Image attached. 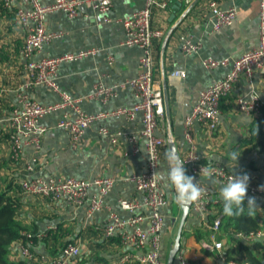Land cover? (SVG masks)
<instances>
[{
  "label": "crops",
  "instance_id": "0c3cea01",
  "mask_svg": "<svg viewBox=\"0 0 264 264\" xmlns=\"http://www.w3.org/2000/svg\"><path fill=\"white\" fill-rule=\"evenodd\" d=\"M54 1L39 0L44 5ZM193 1L157 0V4L151 8L150 26L162 32V36L155 39L152 46L154 83L161 91L163 106L155 135L165 140L157 172L166 171L168 167L165 159L168 134L181 160H184L188 145L183 137V119L197 101L199 93L212 80L222 78L229 69L218 67L209 70L202 66V61L207 58L231 61L257 46L258 0H199L164 43L168 30ZM210 1H214L221 10L235 9V21L215 30L208 9ZM144 4L145 0H111L108 12L101 14L83 3L73 18L67 17L62 11L50 12L44 17L43 25L47 32L58 36L45 43L32 59L77 54L93 49L95 53L92 55L59 64L55 75L58 89L78 100L81 110L88 114H110L118 109L132 108L139 99L135 97L129 81L140 71L141 51L135 46L122 45L125 38L122 21L127 15L142 9ZM17 6L6 9L0 3V192L6 191L9 196L18 199L17 220L24 227L35 229L37 237L31 242V250L36 257H43L49 263L59 255L61 247L71 243L78 247L79 256L68 264H119L118 259L122 254H132L135 250L121 238L120 232L106 238L103 227L111 214L122 220L129 219L130 214L118 205L120 198L140 203L143 201V194L129 180L132 175L144 171L147 165L144 139L141 136L142 113L136 111L131 118L107 115L90 124L79 141L73 144L68 131L57 127L62 113L68 110H55L40 121L46 128L40 148L35 150L30 145H24L19 157L12 159L9 150V117L12 109L18 106L19 96L26 95L41 105L61 101L60 96L46 85L33 84L26 73L25 64L28 60L22 54L25 32L16 20L14 9ZM186 39L197 44L195 51L184 53L181 50ZM178 70L185 73L184 78L172 74ZM98 84L111 88L113 94L103 101L101 96L93 93ZM163 84L166 90V112ZM252 91L264 105L262 70L254 72L252 83L240 78L231 93L220 100L218 124L213 132L195 124L191 137L201 164L207 165L211 157L212 164L224 167L227 172L247 175L252 181L264 184V153L247 142L254 126L253 118L239 112L236 107L237 99L249 100ZM99 129L106 130V133L101 134ZM131 136L137 140L138 152L134 154L130 153ZM232 151L240 154L234 166H230L228 160ZM185 170L189 175L187 167ZM103 177L113 178L114 186L103 200L102 207L93 212L88 210V200L80 205L65 199L51 201L42 196L26 194L19 186L23 180L36 178L92 181ZM194 179L195 183L210 189L207 205L209 213L201 217L190 208L178 254L196 264H246L243 253L227 244V235L222 229L216 237L222 243V250L212 249L208 218L224 215L219 195L222 183L215 179L217 183L213 184L203 176ZM160 183L167 198V205L161 208L163 222L160 233L161 251L165 256L175 235L180 206L175 202L174 190L164 182ZM93 195L95 189L90 188L87 199ZM249 197L256 201L255 216L264 221V197L247 194L246 200ZM140 213L146 219L139 227L147 229L148 209L144 207ZM129 231L126 229V233ZM262 239H259L260 242ZM20 246L19 241L10 246L9 261L24 260Z\"/></svg>",
  "mask_w": 264,
  "mask_h": 264
},
{
  "label": "built area",
  "instance_id": "2783aa9c",
  "mask_svg": "<svg viewBox=\"0 0 264 264\" xmlns=\"http://www.w3.org/2000/svg\"><path fill=\"white\" fill-rule=\"evenodd\" d=\"M0 3L6 9L19 5L14 9V12L20 28L25 32L22 54L28 60L25 64V70L31 82L46 85L61 98L59 103L41 105L29 99L26 95L19 96L18 106L12 109L9 117L11 123L9 130L11 158L17 159L24 145H30L35 150L40 148L41 138L46 131L40 121L55 110L65 108L68 110L62 113L57 127L68 131L73 144L79 141L90 124L105 118L107 115H124L126 118H131L136 111H140L142 113L141 136L144 139L147 165L144 171L132 175L129 180L143 194V201L140 203L135 200L120 198L118 200L119 207L121 210L128 212L130 217L128 220H122L111 214L109 221L103 227V235L109 239L120 232L121 238L135 250L132 254H122L118 259L119 264H164L165 256L162 254L160 244L163 222L161 208L167 205V198L161 190L160 180L153 177L154 173L157 172L161 149L165 145V140L155 135L158 120L163 114L162 94L154 83L155 62L152 51L154 40L160 38L162 32L150 26L151 8L157 4V0H145L142 9L132 12L122 21L125 34L122 45L135 46L141 51L139 58L140 71L134 79L129 81V85L139 102L132 108L118 109L110 114H88L83 112L79 106V101L61 92L55 81L56 70L60 63L92 55L95 50H85L77 54H64L57 57L32 58L34 54L42 50L45 43L58 36L45 30L43 20L46 14L53 11H62L67 17L73 18L78 7L83 3L90 5L101 14H106L111 7V0H55L47 5L41 4L39 0H0ZM208 9L215 30L231 25L236 19L235 9L221 10L214 1L208 3ZM196 48L197 44L189 39L184 40L181 46L184 53L195 51ZM109 61H111V58H109ZM202 66L209 70L218 67H228L229 69L222 78L212 80L209 86L199 93L197 101L183 119V137L188 145L183 162L194 178L201 177V169L204 165L200 163V158L194 149L191 137L192 128L195 124H199L208 131L213 132L218 124L220 100L231 93L240 78L252 83L256 70L264 72V0H258L257 46L231 61L225 59L215 60L213 58L204 59ZM172 74L181 78L185 77V73L179 70L174 71ZM93 93L96 96H101L104 101L113 94V90L98 84ZM261 104L254 91H252L249 100L238 98L236 101L237 110L252 118L259 116ZM99 132L105 134L106 130L99 129ZM136 141L135 136L130 137L131 154L138 152ZM127 155L125 154V156ZM32 161H35V159ZM213 165L216 168L214 177L222 184H226L230 176H242L231 174L218 164ZM19 186L26 194L42 196L51 201L65 199L73 204L80 205L88 200V210L93 212L102 207L103 200L114 186V179L103 177L92 181H84L74 178H36L23 180ZM90 188L95 189V195L87 199ZM204 188L206 189V195L198 203L191 205V208L201 217H205L209 213L207 205L211 195L210 189ZM247 194L264 197V184L256 183L249 178ZM144 207L149 212L147 217L149 227L147 229L139 227L146 219L140 213V210ZM221 219L222 216L219 214L208 218L210 239L213 241L212 249L219 251L222 250V243L217 241L216 237L220 231ZM126 229H130L129 233H126ZM236 236L243 238L240 234ZM262 238L263 233L258 231L250 233L247 238L244 237L243 239L261 240ZM20 253L23 259L35 264H68L78 258L79 249L68 243L61 248L59 255L49 263H46L43 257H36L28 245H21ZM221 257L222 260L225 259L222 254ZM174 264L196 263L189 262L182 255L177 254ZM229 264L236 263L229 262Z\"/></svg>",
  "mask_w": 264,
  "mask_h": 264
},
{
  "label": "trees",
  "instance_id": "16d2710c",
  "mask_svg": "<svg viewBox=\"0 0 264 264\" xmlns=\"http://www.w3.org/2000/svg\"><path fill=\"white\" fill-rule=\"evenodd\" d=\"M254 126L247 142L260 152L264 153V105L261 104L259 116L253 118ZM247 200L245 198L244 206ZM19 206L18 199L9 196L6 191L0 192V264H32L27 260L11 262L8 260L10 246L19 241L21 245L31 244L36 239V231L30 227H24L16 218V212ZM227 235V244L235 246L243 253L248 264H263L264 262V221L262 219L247 216L228 217L223 215L221 226ZM261 231L263 239L261 242L245 240L250 233ZM240 234L243 238L236 235ZM32 242V243H31ZM66 245V244H65ZM228 246V245H227ZM62 248V247H61ZM33 251V250H31ZM230 259V258H229Z\"/></svg>",
  "mask_w": 264,
  "mask_h": 264
},
{
  "label": "clouds",
  "instance_id": "9594fccd",
  "mask_svg": "<svg viewBox=\"0 0 264 264\" xmlns=\"http://www.w3.org/2000/svg\"><path fill=\"white\" fill-rule=\"evenodd\" d=\"M239 155L236 151L229 153L230 166L235 165ZM165 159L168 164L167 170L155 172L153 177L174 190L177 205L187 208L193 203H198L206 195V189L200 183H194V177L186 174L185 163L181 160L177 150L174 147L169 148L165 152ZM212 159L210 157L209 163L202 167L201 176L215 184L217 183L214 177L216 168L211 163ZM248 180L247 175L230 176L226 184L220 185L219 195L223 202L222 211L225 216L241 217L246 214L249 217H255L257 213L255 198L249 197L247 208L244 206Z\"/></svg>",
  "mask_w": 264,
  "mask_h": 264
},
{
  "label": "water",
  "instance_id": "95a60500",
  "mask_svg": "<svg viewBox=\"0 0 264 264\" xmlns=\"http://www.w3.org/2000/svg\"><path fill=\"white\" fill-rule=\"evenodd\" d=\"M199 0H194L188 7L187 9L183 12L181 18L179 20H177L172 26L171 28L168 30V32L166 33L165 35V38H164V43L166 42V40L168 39L170 33L172 32V30L175 28V26L180 22V20L185 16V14L198 2ZM178 5V4H177ZM162 93H163V101H164V105H165V112L167 111L166 109V90H165V87H164V84H163V87H162ZM166 143H167V146H168V149L169 148H172L174 146V143L172 141V138L170 136V134L167 135L166 137ZM189 176H192L194 177L192 174H189ZM194 183H195V179H194ZM190 208H191V205L187 208L185 207H181L180 206V214H179V217H178V221H177V227H176V231H175V235H174V238H173V241L167 251V254H166V257H165V263L164 264H174V261H175V257L176 255L178 254L179 252V248H180V240H181V235H182V231H183V228H184V225H185V222H186V219L189 215V212H190ZM260 242V240H258ZM264 264V262H263Z\"/></svg>",
  "mask_w": 264,
  "mask_h": 264
},
{
  "label": "rangeland",
  "instance_id": "374dc122",
  "mask_svg": "<svg viewBox=\"0 0 264 264\" xmlns=\"http://www.w3.org/2000/svg\"><path fill=\"white\" fill-rule=\"evenodd\" d=\"M166 254H167V252H166ZM166 256V255H165Z\"/></svg>",
  "mask_w": 264,
  "mask_h": 264
}]
</instances>
